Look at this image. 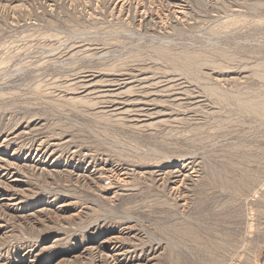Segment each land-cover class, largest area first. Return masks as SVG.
<instances>
[{
	"label": "rangeland",
	"instance_id": "1",
	"mask_svg": "<svg viewBox=\"0 0 264 264\" xmlns=\"http://www.w3.org/2000/svg\"><path fill=\"white\" fill-rule=\"evenodd\" d=\"M240 99L264 100V0H0V264H264Z\"/></svg>",
	"mask_w": 264,
	"mask_h": 264
},
{
	"label": "bare ground",
	"instance_id": "2",
	"mask_svg": "<svg viewBox=\"0 0 264 264\" xmlns=\"http://www.w3.org/2000/svg\"><path fill=\"white\" fill-rule=\"evenodd\" d=\"M240 101V103H241V105H243V106H245V109H246V107L248 106V105H250V109L249 108H247V109H249L250 111H252V106H253V108H257V107H259V109H260V112L262 113V111H261V108L262 109H264V100H262V101H253L252 100V102H248V101H245V100H242V99H240L239 100ZM248 102V103H247ZM249 107V106H248ZM244 109V108H243ZM258 109V110H259ZM254 110V109H253ZM249 111V112H250ZM254 111H257V110H254ZM259 112V111H258ZM259 112V113H260ZM264 112V111H263ZM250 113H252V112H250ZM3 141V140H2ZM1 145V144H0ZM3 145V144H2ZM263 147V146H262ZM256 148V147H255ZM190 162H192V161H190ZM0 163H2L3 165H5V166H7V164L5 163V159H0ZM12 164V163H11ZM193 167V166H192ZM191 167V168H192ZM192 171V170H191ZM244 171V170H243ZM259 171V170H258ZM4 173H10V170H9V168L8 167H6L5 168V172ZM259 173V172H258ZM256 175V174H255ZM255 177V176H254ZM251 178V177H250ZM245 179H247V178H245ZM252 179V178H251ZM261 179V178H260ZM264 179V178H263ZM250 180V179H249ZM255 181H257L256 182V184L252 187V189H251V193L249 194V196H250V198H249V200H252V199H254V198H256V196H257V190H259L260 189V187H261V185L263 184L262 182H261V180H258V179H256ZM264 181V180H263ZM241 182H243V181H241ZM249 183V182H248ZM247 183H245V185H246ZM248 185V184H247ZM264 186V185H263ZM178 187V186H177ZM247 187V186H246ZM175 188V187H174ZM245 188V187H244ZM263 189H264V187H262ZM248 190V189H247ZM261 191V190H260ZM10 194H11V198H10V201H13V202H10V203H5L4 201H2V200H0V205L1 206H7V205H11V203H13L14 204V202L16 203L17 202V200H16V198H15V194H16V192L15 191H11V192H9ZM258 193H260V192H258ZM2 196V194H0V197ZM242 197H244V196H242ZM247 198V197H246ZM12 204V205H13ZM11 207V206H10ZM10 209V208H9ZM244 218H243V220H244V222L243 223H245V225L247 226V227H249V228H252V224H251V216L247 213V214H245L244 216H243ZM241 223H242V221H241ZM243 225V224H242ZM243 227V226H242ZM241 227V228H242ZM244 229V228H243ZM251 230V229H250ZM249 230V232H251ZM248 231V230H247ZM238 233V232H237ZM245 234H247V233H245ZM241 235V234H240ZM243 235V234H242ZM243 237V236H242ZM247 235H245V237L242 239V243H244V242H246V240H247ZM237 238H240V237H237ZM109 240L110 239H105L104 240V242L103 241H101V244L98 246V248L100 249V250H103V252L101 251V254H100V256H103L102 254H105V255H111V256H113L114 255V248H113V246H110V243L111 242H109ZM241 240V239H240ZM250 240V239H249ZM248 241V240H247ZM235 242V241H234ZM239 242H241V241H239ZM241 243V244H242ZM248 244H250L249 242H248ZM248 244H247V246H248ZM260 247V246H259ZM92 249V248H91ZM94 249V248H93ZM99 249H98V251H99ZM242 249V248H241ZM218 250V249H217ZM234 251V250H233ZM229 252V251H228ZM257 252V251H256ZM241 253V252H240ZM243 253V252H242ZM233 254V253H232ZM239 255L240 256V254L238 253V252H236L235 251V254H233V255ZM241 256H242V254H241ZM238 256H234V257H232V258H229V260H233L234 258H237ZM112 258V257H111ZM239 258H241V257H239ZM17 259V258H16ZM26 260V259H25ZM15 261V260H14ZM223 261V260H222ZM229 262V261H228ZM230 263V262H229ZM232 263V262H231Z\"/></svg>",
	"mask_w": 264,
	"mask_h": 264
}]
</instances>
